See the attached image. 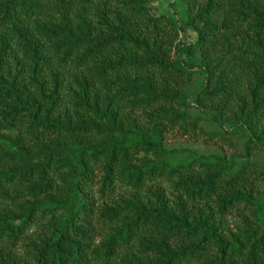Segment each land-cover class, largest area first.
Wrapping results in <instances>:
<instances>
[{
  "label": "trees",
  "instance_id": "16d2710c",
  "mask_svg": "<svg viewBox=\"0 0 264 264\" xmlns=\"http://www.w3.org/2000/svg\"><path fill=\"white\" fill-rule=\"evenodd\" d=\"M149 1L0 0V264H264V0Z\"/></svg>",
  "mask_w": 264,
  "mask_h": 264
},
{
  "label": "rangeland",
  "instance_id": "374dc122",
  "mask_svg": "<svg viewBox=\"0 0 264 264\" xmlns=\"http://www.w3.org/2000/svg\"><path fill=\"white\" fill-rule=\"evenodd\" d=\"M149 9L153 13H171L175 18L184 23L187 16V2L186 0H150ZM189 30V29H187ZM183 40H188L189 36L185 33H181ZM203 83L201 76H196L195 80L188 86V91H194L198 89ZM204 126L210 130L218 129L216 123L210 121H204ZM166 146L170 149L173 148H192L199 153H222L230 156L232 153H239L242 151L241 145L236 142L234 138L232 142L237 145H230L229 143L208 141L204 138H190L187 136H180L176 133H168L166 135ZM241 142V141H240ZM253 159L258 162L259 165H264V152H255Z\"/></svg>",
  "mask_w": 264,
  "mask_h": 264
}]
</instances>
